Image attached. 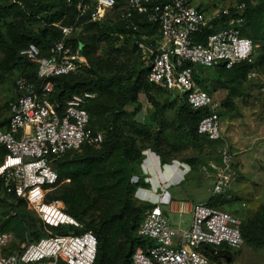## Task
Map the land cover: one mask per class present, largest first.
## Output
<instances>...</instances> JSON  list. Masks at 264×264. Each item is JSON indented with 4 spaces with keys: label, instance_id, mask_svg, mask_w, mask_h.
I'll return each instance as SVG.
<instances>
[{
    "label": "built area",
    "instance_id": "built-area-1",
    "mask_svg": "<svg viewBox=\"0 0 264 264\" xmlns=\"http://www.w3.org/2000/svg\"><path fill=\"white\" fill-rule=\"evenodd\" d=\"M9 1L21 5L18 0ZM195 1L76 0L74 24L52 25L60 30L61 37L52 42L45 55L34 44L19 51L21 58L34 65L33 79L20 73L12 80L14 98L9 103V117L0 126V179L3 194L13 197L14 204L24 201L43 225V237L18 243L12 232H0V264H93L95 261L94 234L75 233L73 229L82 228L81 224L67 214L61 201L46 199L58 186L55 161L83 146L100 148L105 140L101 132L89 127L86 108L96 94L84 92L66 100L62 106L52 100L56 81L79 74L86 64L84 45L74 44L82 20L99 23L109 18L122 22L131 32L129 48L135 47L141 62L149 67L148 83L170 94L175 92L176 98L185 101L192 110L203 112L197 124L199 135L209 141L224 140L221 105L198 81L202 82V72L221 66L230 69L241 62L252 63L256 46L240 34L244 23L243 3L210 13L195 6ZM136 16L143 17L147 24L157 25V35L137 36ZM223 16L227 18V27L204 36L205 30L212 29L214 22L221 21ZM247 78L259 79L260 92L264 95V77L251 72ZM138 103L141 110L137 117L145 122L142 107L148 106V100L142 93L138 95ZM219 154L220 170L214 177L212 196L229 192L236 179L228 144H223ZM137 180L134 177V182ZM161 194L157 195V203L144 211L137 230V235L150 244L136 248L129 264H219L211 257L228 258L226 254L237 252L244 245L241 219L223 207L195 204L187 229L171 227L159 207ZM62 228L69 231H53ZM13 244H17L14 249ZM208 249L211 257L204 253Z\"/></svg>",
    "mask_w": 264,
    "mask_h": 264
},
{
    "label": "trees",
    "instance_id": "trees-1",
    "mask_svg": "<svg viewBox=\"0 0 264 264\" xmlns=\"http://www.w3.org/2000/svg\"><path fill=\"white\" fill-rule=\"evenodd\" d=\"M18 1L21 5L13 4L9 0H0V82L4 81L6 76L14 70H20L23 76L32 80L34 65L21 58L19 51L29 44H34L45 55L52 42L61 37L60 30L52 25L59 23L61 26H72L75 21L76 0H71L72 3L70 4L66 0ZM165 1L167 0H161V2ZM236 3L245 5L244 23L240 29L241 36L249 38L256 47V42L264 44V0H236ZM198 8L202 10L201 7ZM134 21L139 28L137 36L144 33L157 35V25L147 24L141 16H136ZM38 22H41L43 27L37 31L32 30L31 24ZM226 22L227 18L223 16L221 21L214 22L212 29L205 30L204 36L227 27ZM85 30L95 33L92 36H87L88 45L82 38V33ZM116 33L125 34V42L129 47L131 32L125 29L122 22L109 18L99 23H86L85 19L82 20L81 31L77 33V38L80 36V39L74 40V44L81 42L84 45L85 57L90 65H94L92 74L95 76L89 79L78 74L61 77L56 81L52 94V100L60 106L66 100L84 92L96 94V97L88 102L86 110L90 117L89 127L103 134L105 137L103 144L100 148L83 146L79 151L68 152L57 159L53 167L58 175V184L67 179L75 185L85 179L93 181L98 192H105V198L115 200V210L105 213V217L97 224H94L93 221L86 223L82 221V216L86 214L87 208L82 202L79 203L81 197H84L80 185L75 189L67 190L58 198L50 197L52 198L50 200L60 199L68 208L67 211L65 210L67 214L82 225L81 229H74L75 233L90 231L96 237L98 245L93 264H129L131 255L136 248H144L146 244H150L148 240L137 235V230L144 211L152 208L153 205H136L133 194L138 186L144 184L143 182L140 184L130 183L131 178L138 174L137 166L142 159L141 148L135 136L134 138L125 134L119 125V119L125 114L126 107L135 106L132 110V116L140 111L141 106L138 103L140 93L147 98L150 107L158 108L160 104L149 95V92L155 87L147 81L148 66L135 71L129 70V76L126 78L121 73L105 76L100 74L104 67L105 69L108 68L105 63L93 60L87 54V52L94 51L97 45L96 41L109 44L110 52L117 54L118 50H114L112 47L113 38L109 35ZM262 49L264 51V46ZM131 51L136 53V48H132ZM109 61L106 63L107 66H109ZM215 70L227 74V80L221 83V88L227 92L222 105L233 106L232 98L239 95L241 81L245 80L251 72L264 75V54L259 56L255 51L252 63L241 62L230 69L221 66ZM198 83L206 91L204 83L201 81ZM168 94L170 95V93ZM102 99H106L108 103L106 105L101 103L100 100ZM174 101L178 102L177 106ZM173 107L176 108L175 113L179 125L184 127L192 146L200 148L199 142L202 140L216 143V141H209L197 133V124L202 118V111L192 110L185 101L177 98H171L170 108ZM106 113V119L100 121L95 127L92 119L100 118ZM149 119L150 117L147 116L148 122ZM105 120L106 123H104ZM5 122L6 120L1 122L0 126L4 125ZM108 122L110 123L108 124ZM138 134L144 135L143 138L148 143L153 140L151 150L161 157L162 162L170 161L162 149L165 146L161 132H156L155 135L151 136L146 132H139ZM171 151L175 152L174 149ZM168 153L170 154V150ZM189 163L192 164L193 162ZM0 192H3L1 179ZM9 198L12 201L13 214L5 220H1L0 232L15 231L22 240L28 239L29 241L43 237V225L36 217H33L35 215L24 214L21 217V213L25 212L27 207L25 202L19 200L14 204L13 197ZM222 204H224L222 195L212 196L206 203L207 206L214 208H219ZM53 231L66 233L69 229L62 228ZM241 233L244 243L256 247L263 246L264 213L259 211L255 218L242 223ZM204 253L211 257L209 249ZM226 256L230 259L229 254ZM211 258L215 259L216 257Z\"/></svg>",
    "mask_w": 264,
    "mask_h": 264
},
{
    "label": "rangeland",
    "instance_id": "rangeland-1",
    "mask_svg": "<svg viewBox=\"0 0 264 264\" xmlns=\"http://www.w3.org/2000/svg\"><path fill=\"white\" fill-rule=\"evenodd\" d=\"M235 3L236 0H196L194 5L213 13L222 11L227 7L231 8ZM42 27L43 24L41 22L32 23L30 26L34 31ZM82 34L85 44L88 45L89 41L87 36H92L95 33L94 31L90 32L85 30ZM109 35L113 38L112 47L114 50H118L117 54L110 52L109 44L105 42L99 43L98 41H96L97 45L94 51L87 52L91 59L105 63L106 67H108L107 69L104 67L100 74L111 76L116 73H121L126 78L129 76V70L135 71L145 66L141 62L139 55L133 53L127 46L124 33ZM78 39H80V36ZM256 43L257 49L255 48V51L260 56L264 54L262 49L264 44ZM108 60H110L109 66L106 64ZM93 66L86 59V64L78 75L85 79L94 77L95 75L92 74ZM20 73V70H14L10 75L6 76L4 81L0 82V123L9 117V103L14 98L12 80L13 77ZM257 74L259 77H264L261 73ZM201 78L205 90L221 105L220 115L224 137L223 141L210 143L202 140L199 142L200 148L192 146L189 137L186 136L184 127L179 125L175 113L176 108H170L171 98H176L178 95L175 92L169 95L156 88L151 90L149 95L160 106L158 108H152L149 105L142 107V111L146 113L145 116L150 117L149 122L147 121L148 119L145 122H141L137 114L132 116L134 106H130L125 108V114L119 119V125L127 136L131 135L136 137L141 148V154L143 151L146 152V150L152 149L151 144L153 140H150V143H148L143 138L144 135L138 133L146 132V134L151 136L155 135L156 132H161L165 146L162 149L166 152L164 154L168 159H180L186 164L193 162L190 165L194 168L204 166L212 174H218L220 170L219 152L224 143L228 144L233 153L232 165L236 179L231 190L222 195L224 204L221 205V208L223 207L224 210L235 214L244 223L255 218V215L259 211L264 213V95L260 92L259 79L255 78L251 80L246 78L241 81L239 95L232 98L233 106H224L222 103H224L227 92L224 88H221V83L227 80V74L221 73L219 70H208L202 72ZM100 102L105 105L108 103L106 99H102ZM174 104L177 106L178 102L174 101ZM106 117L107 113L104 116H100V118L92 119L95 127L100 121L106 119ZM104 123H106V120ZM95 127L94 129H96ZM171 149H174L175 152H172ZM169 150L170 154L168 153ZM138 167L140 165L137 166V173L139 170ZM214 175L206 177L201 173L196 180L193 179L192 186L196 183L203 186L205 190L208 187L211 189L213 188ZM136 176L138 177L135 174L134 177ZM134 177L131 178L130 183L140 184L139 179L134 182ZM79 185L82 187L84 195V197H81L79 203L82 202L87 208L86 214L82 216L83 222L93 221L94 224H97L105 217V213H110L115 210V200L105 198V192H102L104 195L98 192L95 183L86 179L82 180L78 185L73 184L72 181H69V183L62 181L47 195L46 199H52L50 198L51 196L58 198L62 193H66L69 189H75ZM191 196L192 199L198 198L196 190ZM134 203L139 205L137 204V198L134 199ZM64 208L67 211L68 208L65 205ZM12 214V201L3 192H0V222ZM24 214L34 215L28 207H26L25 212L21 213V217ZM10 232L15 236L18 243L29 241L28 239L22 240L15 231ZM16 246L17 244H13L12 249L16 248ZM229 256V262H227L226 258L216 257L215 260L219 264H264V245L256 247L245 242L240 250L229 254Z\"/></svg>",
    "mask_w": 264,
    "mask_h": 264
},
{
    "label": "crops",
    "instance_id": "crops-1",
    "mask_svg": "<svg viewBox=\"0 0 264 264\" xmlns=\"http://www.w3.org/2000/svg\"><path fill=\"white\" fill-rule=\"evenodd\" d=\"M139 165L138 174H136L138 177H136L144 185L136 188L133 198H137L139 205H155L157 195L162 193L159 207L173 228L187 229L191 224L192 206L207 203L212 198V188L208 187L205 190L203 186L196 183L192 186L193 179L196 180L199 174L202 173L206 177L215 174H212L209 169L202 170L204 166L194 168L175 158L162 162L161 157L152 150L142 152ZM195 190L198 198L192 199L191 194Z\"/></svg>",
    "mask_w": 264,
    "mask_h": 264
},
{
    "label": "clouds",
    "instance_id": "clouds-1",
    "mask_svg": "<svg viewBox=\"0 0 264 264\" xmlns=\"http://www.w3.org/2000/svg\"><path fill=\"white\" fill-rule=\"evenodd\" d=\"M138 114V113H137ZM146 118H147V116H146ZM78 222V221H77ZM82 226V225H81ZM81 229V228H80ZM74 230V229H73ZM76 230V229H75ZM80 234V233H79ZM98 245V244H97ZM96 253H97V251H96Z\"/></svg>",
    "mask_w": 264,
    "mask_h": 264
},
{
    "label": "water",
    "instance_id": "water-1",
    "mask_svg": "<svg viewBox=\"0 0 264 264\" xmlns=\"http://www.w3.org/2000/svg\"><path fill=\"white\" fill-rule=\"evenodd\" d=\"M226 259H227V262H229L230 259L229 258H226Z\"/></svg>",
    "mask_w": 264,
    "mask_h": 264
}]
</instances>
